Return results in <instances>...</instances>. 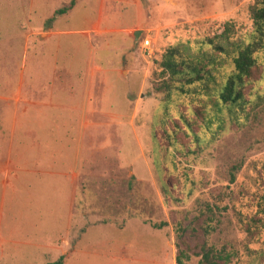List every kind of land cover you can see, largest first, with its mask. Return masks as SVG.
I'll return each instance as SVG.
<instances>
[{"label":"rangeland","instance_id":"374dc122","mask_svg":"<svg viewBox=\"0 0 264 264\" xmlns=\"http://www.w3.org/2000/svg\"><path fill=\"white\" fill-rule=\"evenodd\" d=\"M4 1L0 13L10 15L0 28L7 33L0 35V90L10 83L33 103L0 102V115L30 113L31 127L45 129V144H60L65 179L57 190L45 187L41 173L28 181L27 161L48 171L40 167L42 155L25 153L23 129L7 137L0 122V256L32 261L45 251L33 244L63 241L70 243V264H177L179 247L190 257L184 264H198L204 246L226 248L231 264H264V50L246 91L252 109L211 103L208 94L233 70L231 59L208 67L215 78L209 90L199 85L170 101L155 90L167 52L176 49L173 63L181 64L228 24L236 25L231 40H243L251 8L264 0H129L126 8L114 3L100 26L96 0L69 20L54 19L60 0L42 1L35 10L29 0H6L8 8ZM46 18L49 25L40 27ZM96 26L112 31L98 33ZM30 31L38 32L27 39ZM146 38L153 57L140 46ZM41 67L73 72L40 73ZM44 95L51 105L43 104ZM202 107L210 128L196 115ZM39 114L49 119L36 120ZM182 116L197 122L194 133ZM207 204L219 209L198 220ZM150 221L168 226L156 230Z\"/></svg>","mask_w":264,"mask_h":264},{"label":"trees","instance_id":"16d2710c","mask_svg":"<svg viewBox=\"0 0 264 264\" xmlns=\"http://www.w3.org/2000/svg\"><path fill=\"white\" fill-rule=\"evenodd\" d=\"M146 2L147 0H142ZM76 5L73 0L68 6L56 11L55 17L62 16L70 12ZM53 21V20H49ZM251 27L243 40L233 42L232 34L236 32V25L228 24L221 36L215 39L207 38L198 42L201 47V53L197 56H188L183 59L181 64L174 65L176 58V49H172L164 55V61L161 63L163 80L160 84L155 85V90L158 93L164 94L165 101H170L176 93L188 94L189 89L196 86H203L205 90L210 89V85L215 81L210 69L213 65H224L227 60H232L233 70L227 74L222 85L210 91L211 103L216 106H225L230 108H239L241 111L250 108L252 109V93H247L248 87H254V73L261 67L258 53L264 50V2L258 3L251 8L250 14ZM49 23V22H47ZM210 49L213 54L208 53L205 49ZM223 60V61H222ZM174 62V63H173ZM167 77V78H165ZM213 91V92H212ZM261 97H258V101ZM218 102V104H215ZM206 108L196 110V115L207 123V128L212 122L206 119ZM181 121L187 128L188 132L194 133V128L197 122L190 120L185 116L181 117ZM222 126H220V129ZM201 129V127L199 128ZM177 139V138H176ZM237 170V169H236ZM232 181H235V176L231 174ZM134 180L132 177L128 182L130 190L134 191ZM136 181V180H135ZM219 206L207 204L205 208L200 210L197 217L209 218L210 215L218 210ZM148 221H146L147 223ZM151 226L156 230H163L168 226L167 223H153ZM182 228V227H181ZM204 227H202L203 229ZM183 231L186 229L182 228ZM212 227L209 225L204 229V233L210 235ZM200 261L198 264H231L233 254L226 251V248L221 250L214 247H202ZM183 259L189 261L190 257L180 249L177 256V264H184ZM63 259L54 264H62Z\"/></svg>","mask_w":264,"mask_h":264},{"label":"crops","instance_id":"0c3cea01","mask_svg":"<svg viewBox=\"0 0 264 264\" xmlns=\"http://www.w3.org/2000/svg\"><path fill=\"white\" fill-rule=\"evenodd\" d=\"M42 1L44 2L45 0H29L30 2V8L31 9H36V6L38 7V5L40 4V6L42 5ZM71 1L73 0H60L61 5H60V9L63 8L61 6L63 5H67L69 4ZM76 1V5L75 7L68 12L65 15H62L60 17H64L65 19H70L71 17H73L75 15V13L78 11L79 7L81 4H91L94 2V0H75ZM98 5H99V9H100V14H99V21H98V26L104 24V16L105 17H111L112 15V10L114 9V3H119L120 5H124V8H126L129 4V0H96ZM5 0L3 2L5 7H10L9 3ZM38 2V3H37ZM59 10V8L57 9ZM10 13L5 11L3 13H0V28L1 26H3V24L7 23V20L9 17H7ZM60 17H57L56 19L59 20ZM48 18L44 19L43 21H41L40 23V27L42 26V28H44L45 25H49L48 23ZM57 23V21H56ZM106 23V22H105ZM95 26V25H94ZM39 27V28H40ZM2 29V28H1ZM94 29L96 30V32H100V33H107V32H111L112 29L110 28H104V29H100L99 27H94ZM39 30V29H38ZM9 32V31H7ZM38 31H30L27 32V39H30L32 36H34ZM3 34H7L5 32H0V35ZM15 34V33H13ZM57 34V33H55ZM90 34V33H85ZM16 37L18 34H15ZM61 70L65 71V72H73V69L68 67V68H62V69H57V68H52V69H48V68H40V73L41 72H45V73H49V72H60ZM21 78H23V83H25V73L24 71H22L21 73ZM30 81V80H29ZM53 82V81H51ZM7 84V83H5ZM22 87L20 86L19 92H21ZM16 100V103L20 104H24V105H32V101H26L19 93V95L15 94V91L13 90V88H10V83H8V86L5 89H1L0 90V102H3L5 104H9L11 101ZM41 101H43V104L45 106L47 105H51L53 103V98H49L47 96L44 95V98L41 97L40 98ZM55 102V100H54ZM69 102H73V99L70 98ZM46 109H50V108H46ZM5 113L8 112V110H6V108L4 109ZM4 113V114H5ZM31 114L28 112H25L23 115H17V114H5L3 115V113L0 115V122L3 124L4 127H6V131H4V135L7 137H14L15 134L17 133V128L19 127L22 130V136H27L28 141H29V145L27 144H23L24 145V151L25 153H36V154H41V168H45L48 171H37V165L36 164H32L31 162H26L25 163V168L27 169V174L29 175L28 181H32L31 178L34 174L38 173L40 175V177H43V184L46 185L45 187H47L48 185L51 186L52 188H55V190H57L58 185L60 184H64V163H63V158H62V150L58 149V146L60 144L57 143L56 140H48V142H44V130L45 129H37L35 128V126L31 127ZM33 118V117H32ZM48 120V116L44 115V114H39L36 116V120ZM13 127V128H12ZM3 135V134H2ZM52 135L54 134H49L50 138ZM8 141H7V146H8ZM62 143V142H61ZM49 146V148H44L43 145ZM63 146V144L61 145V147ZM8 151V149H7ZM44 156V157H43ZM38 157V155L36 156ZM32 159V156L30 157ZM5 179L2 180V183L5 185H11L13 183H11L10 181H8L9 179H6L7 181H4ZM19 180V179H18ZM40 180V179H39ZM37 181V180H36ZM42 182V181H41ZM5 191V189H4ZM57 199V198H56ZM64 201V200H63ZM62 213V212H60ZM54 217H58L56 215H54L53 213L51 214ZM61 216V214H60ZM63 217V216H62ZM57 221V220H56ZM41 226V225H40ZM57 226V225H56ZM36 230L39 229V227H35ZM11 245H13V248H19L20 243L16 242V241H10ZM70 243L69 242H55L52 245H48V246H41L40 244H33L34 248H43L45 249V251L43 253L40 254V258L39 259H35V260H28L26 258H16L13 257L11 259L13 260H6L4 257L0 256V264H54L56 262H59V260L63 259V263L62 264H70L72 258V253L67 252V248L65 250V247L68 246ZM2 245V244H0ZM24 246H26V248L31 247L28 244H24ZM3 253V252H2Z\"/></svg>","mask_w":264,"mask_h":264},{"label":"built area","instance_id":"2783aa9c","mask_svg":"<svg viewBox=\"0 0 264 264\" xmlns=\"http://www.w3.org/2000/svg\"><path fill=\"white\" fill-rule=\"evenodd\" d=\"M140 46H141L144 54H146L149 57H153V55H154V44L150 38L144 39V41H142Z\"/></svg>","mask_w":264,"mask_h":264},{"label":"water","instance_id":"95a60500","mask_svg":"<svg viewBox=\"0 0 264 264\" xmlns=\"http://www.w3.org/2000/svg\"><path fill=\"white\" fill-rule=\"evenodd\" d=\"M139 36H140L139 33H136V34H135V41H136V42H138V40H139Z\"/></svg>","mask_w":264,"mask_h":264}]
</instances>
